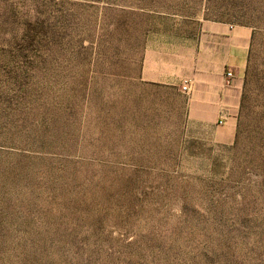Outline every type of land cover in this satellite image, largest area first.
Returning a JSON list of instances; mask_svg holds the SVG:
<instances>
[{"label":"rangeland","instance_id":"374dc122","mask_svg":"<svg viewBox=\"0 0 264 264\" xmlns=\"http://www.w3.org/2000/svg\"><path fill=\"white\" fill-rule=\"evenodd\" d=\"M206 23L229 110L145 74ZM0 264H264V0H0Z\"/></svg>","mask_w":264,"mask_h":264},{"label":"crops","instance_id":"0c3cea01","mask_svg":"<svg viewBox=\"0 0 264 264\" xmlns=\"http://www.w3.org/2000/svg\"><path fill=\"white\" fill-rule=\"evenodd\" d=\"M203 35L195 48L193 45L186 48L187 45L179 39L170 40L169 49L158 52L170 56V61L165 63L167 72L162 66L156 68L148 64L146 77L162 84H179L188 79L191 81L194 110H229L239 99L240 72L247 64L250 33L247 29H228L220 24L206 23ZM184 56L187 61H184ZM159 64L164 65V62ZM229 70L234 72L232 80L226 77Z\"/></svg>","mask_w":264,"mask_h":264},{"label":"built area","instance_id":"2783aa9c","mask_svg":"<svg viewBox=\"0 0 264 264\" xmlns=\"http://www.w3.org/2000/svg\"><path fill=\"white\" fill-rule=\"evenodd\" d=\"M226 77L230 80L234 79V72L229 70L227 71L226 73ZM182 90H183V93L185 94H190L191 93V81L188 80V79H185L183 82H182Z\"/></svg>","mask_w":264,"mask_h":264}]
</instances>
